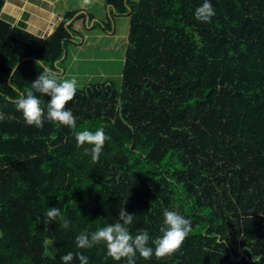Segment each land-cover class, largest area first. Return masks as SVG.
Returning a JSON list of instances; mask_svg holds the SVG:
<instances>
[{"label":"trees","instance_id":"16d2710c","mask_svg":"<svg viewBox=\"0 0 264 264\" xmlns=\"http://www.w3.org/2000/svg\"><path fill=\"white\" fill-rule=\"evenodd\" d=\"M202 2L111 3L129 15L120 86L89 83L66 104L77 109V130L103 127L109 139L96 163L72 130L55 131L45 149L0 159V264H62L68 252L88 264H125L103 243L75 244L81 231L115 223L122 206L135 214L133 235H162L166 209L192 223L179 250L161 259L137 254L136 264H264V0H211L209 22L194 17ZM109 20L99 23L111 29ZM70 26L53 56L22 51L7 65L1 98L12 103L30 90L29 63L59 70ZM0 41L35 49L42 38L0 16ZM112 101L115 113L103 114ZM52 206L68 229L42 223Z\"/></svg>","mask_w":264,"mask_h":264},{"label":"clouds","instance_id":"9594fccd","mask_svg":"<svg viewBox=\"0 0 264 264\" xmlns=\"http://www.w3.org/2000/svg\"><path fill=\"white\" fill-rule=\"evenodd\" d=\"M90 0H83L87 5ZM215 15V9L211 0H203L202 4L196 7L194 17L200 22H209ZM42 61V60H41ZM37 61L40 72L36 79L31 82V88L27 92H21L19 98L12 101L16 111L22 113L24 122L28 126L43 128L45 120L56 122L69 127L75 136L77 147H84V155L91 157L92 163H96L104 148V144L109 137L103 127L95 131L84 129L77 130V118L73 115L66 104L71 101L76 92L78 81L75 78L58 80V71ZM47 96L48 103L46 112L41 107V100L37 95ZM5 100L9 97L5 96ZM5 114L0 112V121L4 120ZM134 213H129L123 206L120 207L115 223L105 222L104 226L95 231H81L75 237V244L78 249H91L103 243L107 249V255L114 261H125V264H136L137 254L145 260H150L153 255L157 259L172 255L179 250L183 241L192 232V223L177 210H164L163 224L160 227L162 235L152 238L147 230L139 229L135 235L130 231L129 226L133 224ZM47 226L53 221L59 222V226L68 229L70 221L65 219L61 209L57 206L49 207L40 218ZM47 247V243L45 242ZM62 264H73L74 259L80 264H88V257L82 252H77L74 256L68 252L61 256ZM254 259H256L254 257Z\"/></svg>","mask_w":264,"mask_h":264},{"label":"crops","instance_id":"0c3cea01","mask_svg":"<svg viewBox=\"0 0 264 264\" xmlns=\"http://www.w3.org/2000/svg\"><path fill=\"white\" fill-rule=\"evenodd\" d=\"M112 2L119 4L120 0H102L101 2L102 7L104 4H107L106 10L109 15L111 8L114 10L111 5ZM80 10H84L87 14V20L84 17L85 23H89L90 18L92 25L93 23L95 24L96 20L100 22L105 21L99 13L88 11L82 4L77 6V8H70L63 5L58 6L55 0H4L0 10V16L13 25H17L39 35L42 38V42L34 49L0 41V77L3 74L2 72L7 68V65L11 64L12 60L22 51L25 53L36 51L40 56L45 57L53 56L58 48V36L63 33L62 28H65L72 20L69 18L75 17V13H79ZM71 12H75L73 13L74 15L71 16ZM67 19L70 21L66 22ZM112 20L114 21V25L111 31H115L116 20L113 18ZM23 70L28 74L33 71L35 77H37L40 72L37 67L30 63L27 64ZM39 96L41 107H43L46 112L48 103L47 96ZM99 104L100 103H97L96 106H99ZM71 110L73 115L77 118L79 116V114H77V109L72 107ZM0 112H3L6 117L4 120L0 121V159L12 156L19 157L23 154L25 140L30 141V143L33 144L31 147H34V149L39 146V143L45 144V149L46 145L51 140V135L55 131H60V133L62 132L65 135L71 131L67 126L47 120H45L43 128L28 126L24 122L22 113L16 111L14 103H10L1 97ZM35 142L37 144H35ZM30 145H28V148Z\"/></svg>","mask_w":264,"mask_h":264},{"label":"rangeland","instance_id":"374dc122","mask_svg":"<svg viewBox=\"0 0 264 264\" xmlns=\"http://www.w3.org/2000/svg\"><path fill=\"white\" fill-rule=\"evenodd\" d=\"M59 6H67L70 8H77L81 5L86 7L88 11L99 13L105 22L108 18V12L106 5L102 7V0H90V3L85 5L83 0H55ZM105 1V0H104ZM75 13V12H74ZM82 13L78 16H73L71 20V28L74 34L70 36L64 47L65 50L62 55V59H57L58 80H66L75 78L78 81L77 87H83L89 83H102L105 81H111L114 86L119 88L121 69L123 65L124 52L127 43V33L129 28V15L127 13H117L114 10L110 11L111 14V29L104 28L99 23V20L95 21L92 26L91 18L89 23H85L87 20V14L84 10H80ZM74 15V14H73ZM77 15V12L75 13ZM85 17V19H84ZM116 20L115 31H111ZM69 19L66 20L70 21ZM71 32H69L70 34ZM111 102H107L104 106L103 114L113 115L116 111L117 104L112 101V110L109 108ZM105 104V103H102ZM109 105V106H108ZM108 109L110 111H108ZM102 114V113H101ZM24 154L28 152L35 153L33 147H31L30 141L25 140ZM32 142V141H31ZM35 144H37L35 142ZM28 145L29 148H28ZM50 240H46L49 245ZM242 255V253H240Z\"/></svg>","mask_w":264,"mask_h":264}]
</instances>
